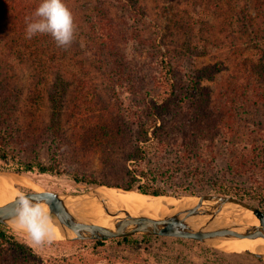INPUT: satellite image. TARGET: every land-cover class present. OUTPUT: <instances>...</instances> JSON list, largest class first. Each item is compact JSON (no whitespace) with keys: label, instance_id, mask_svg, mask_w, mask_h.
<instances>
[{"label":"rangeland","instance_id":"rangeland-1","mask_svg":"<svg viewBox=\"0 0 264 264\" xmlns=\"http://www.w3.org/2000/svg\"><path fill=\"white\" fill-rule=\"evenodd\" d=\"M64 2L77 28L67 50L49 35L27 49L0 17V171L36 184L20 192L225 189L264 211V0ZM2 225L0 264H264L141 234L33 248Z\"/></svg>","mask_w":264,"mask_h":264},{"label":"water","instance_id":"water-1","mask_svg":"<svg viewBox=\"0 0 264 264\" xmlns=\"http://www.w3.org/2000/svg\"><path fill=\"white\" fill-rule=\"evenodd\" d=\"M122 190L132 191L135 189ZM46 193H51V197L45 195ZM25 194H32L35 199L45 201V204L49 207L51 217L59 223L63 230L73 233V235L67 236L66 239L110 240L131 237L139 234L191 239L200 242L221 239H264V211L247 201L229 195L209 194L199 196L200 200L195 206L163 219H154L147 216L134 217L127 211L112 213L106 204L102 203L105 212L109 215L119 216L122 213L125 214L124 218L118 219L114 223L113 228H107L97 224L78 221L70 212L64 200L66 197H73L83 200L93 197L100 200L96 196V189L83 194H59L52 191H31ZM159 196H168L176 199H182L185 197L181 195H158L155 197ZM15 201L6 206L0 207L1 224L9 225L8 221L15 218ZM205 202L213 203L209 207V210H205L203 208ZM225 207H230L236 211L252 212L253 215L259 219L260 226L247 227L243 225L241 226L238 223H231L228 226H221L218 228L205 227L203 229L194 230L188 223L190 218L196 216H210V221H213L219 216ZM246 253H250L264 259L263 253Z\"/></svg>","mask_w":264,"mask_h":264},{"label":"bare ground","instance_id":"bare-ground-1","mask_svg":"<svg viewBox=\"0 0 264 264\" xmlns=\"http://www.w3.org/2000/svg\"><path fill=\"white\" fill-rule=\"evenodd\" d=\"M21 187H30L32 190H35L36 184L25 176L0 171V207L14 202L17 195L21 193L19 190ZM96 196L100 200L93 197H89L85 200L66 197L64 200L68 209L78 221L97 224L107 228H113L114 223L118 219L124 218L125 214L122 213L119 216L109 215L105 212L102 203L106 204L112 213L127 211L134 217L147 216L154 219H163L195 206L200 200L199 197L195 196H185L182 199L168 196L155 197L149 194H142L137 192V190L124 191L119 188L106 186L97 187ZM212 204L213 203L205 202L203 208L209 210ZM45 207L51 215L48 205L45 204ZM53 221L57 226V239H66L67 236L73 235L72 232L63 230L55 219H53ZM188 223L194 230L203 229L205 227L218 228L221 226H228L231 223H238L241 226L247 227L260 226L259 219L255 217L252 212L236 211L230 207H225L213 221H210V216H196L190 218ZM8 224L14 230H17L15 228V218L9 220ZM213 243L218 249L228 252L264 254L263 238L221 239L215 240Z\"/></svg>","mask_w":264,"mask_h":264},{"label":"clouds","instance_id":"clouds-1","mask_svg":"<svg viewBox=\"0 0 264 264\" xmlns=\"http://www.w3.org/2000/svg\"><path fill=\"white\" fill-rule=\"evenodd\" d=\"M76 24L71 9L64 0H41L32 17L26 21L25 37L49 35L57 47L67 50L76 38ZM51 197V193H46ZM15 228L26 234V243L33 248L51 245L58 236L45 201L23 192L15 201Z\"/></svg>","mask_w":264,"mask_h":264},{"label":"trees","instance_id":"trees-1","mask_svg":"<svg viewBox=\"0 0 264 264\" xmlns=\"http://www.w3.org/2000/svg\"><path fill=\"white\" fill-rule=\"evenodd\" d=\"M41 3V0H0V17L3 19H7L9 21V25L12 32L18 37L19 40L18 43L27 49H33L31 48V41H36V39H40V36L38 35L32 39H26L25 37V29H26V21L29 20L32 17V14L36 7ZM99 30V29H98ZM100 31V30H99ZM103 39V38H101ZM14 41H16L14 39ZM37 42V41H36ZM0 159H7V156L0 155ZM39 171L40 173H53L54 169L46 167L44 165H39ZM35 170V167L29 164H22L21 167H18L15 169V172L17 173H26L31 172ZM77 182L81 181L79 178H75ZM135 187L134 183L129 184L128 186H125V190H131ZM118 188V187H117ZM137 191L149 194V195H168L167 192L164 190H161L160 188H155L151 186H139L136 188ZM221 194L225 195H231V193L225 189H220L218 191ZM235 196L239 198H243V194L237 193ZM3 225L0 224V239L3 241H11V239L7 236L6 232L3 229ZM120 239V238H119ZM124 240H128L129 237L121 238ZM97 243H101L105 240H96ZM13 247L17 250H23L24 246L18 242L14 241Z\"/></svg>","mask_w":264,"mask_h":264}]
</instances>
